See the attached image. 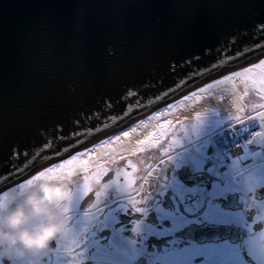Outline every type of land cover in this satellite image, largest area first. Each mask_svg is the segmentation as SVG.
Returning a JSON list of instances; mask_svg holds the SVG:
<instances>
[{
  "label": "water",
  "instance_id": "1",
  "mask_svg": "<svg viewBox=\"0 0 264 264\" xmlns=\"http://www.w3.org/2000/svg\"><path fill=\"white\" fill-rule=\"evenodd\" d=\"M262 20L260 0H0V173L9 144L35 149L15 162L25 176L60 157L53 151L255 58ZM77 119L86 135L41 147L42 130L75 134Z\"/></svg>",
  "mask_w": 264,
  "mask_h": 264
},
{
  "label": "flooded vegetation",
  "instance_id": "2",
  "mask_svg": "<svg viewBox=\"0 0 264 264\" xmlns=\"http://www.w3.org/2000/svg\"><path fill=\"white\" fill-rule=\"evenodd\" d=\"M200 124L182 123L153 148L71 177L73 231L54 242L46 264H264V175L232 176L202 143ZM174 138L170 162L154 168L133 203L124 173L139 185Z\"/></svg>",
  "mask_w": 264,
  "mask_h": 264
},
{
  "label": "bare ground",
  "instance_id": "3",
  "mask_svg": "<svg viewBox=\"0 0 264 264\" xmlns=\"http://www.w3.org/2000/svg\"><path fill=\"white\" fill-rule=\"evenodd\" d=\"M264 58V54L256 57L246 64L258 62L259 59ZM226 74L229 72L224 71ZM216 79H223L221 73L211 78L203 80L195 85H192L181 94L172 97L157 107H153L149 112L133 117L127 123L117 126L116 129L104 131L102 136L89 144L72 151L70 154L74 155L76 152H85L88 149H95L89 153L88 156L80 157L81 159H91V164H100L110 161L109 157L121 159L140 153L145 145L154 143L156 140L151 139L152 134L155 133L158 138H164L161 133L164 131L163 125L171 121V127L167 129V134L171 133L177 124L184 120L194 119L199 117L216 118L225 117L230 118L237 112L244 113L243 108L246 107L245 96L252 92H258L257 87L251 83L247 85L242 80L235 81H217ZM209 83H212L207 87ZM195 94V95H194ZM251 95V94H249ZM239 122H231V129L237 133L240 132ZM113 128V127H111ZM128 131L130 135L125 137L123 132ZM119 136V141L114 138ZM103 141H110V143H103ZM147 141L146 143H141ZM224 152L232 161L233 167L237 171L247 170L262 159L249 156L244 145L238 146L234 149H224ZM69 154L52 161L39 169L42 170L45 166H50L52 163L59 162L67 158ZM34 170L30 176L36 171ZM80 168L75 172L77 173ZM74 173V174H75ZM0 191V195H3ZM135 264H144L143 260L137 261Z\"/></svg>",
  "mask_w": 264,
  "mask_h": 264
},
{
  "label": "clouds",
  "instance_id": "4",
  "mask_svg": "<svg viewBox=\"0 0 264 264\" xmlns=\"http://www.w3.org/2000/svg\"><path fill=\"white\" fill-rule=\"evenodd\" d=\"M70 179L41 178L0 200V264H46L54 242L70 236Z\"/></svg>",
  "mask_w": 264,
  "mask_h": 264
},
{
  "label": "snow or ice",
  "instance_id": "5",
  "mask_svg": "<svg viewBox=\"0 0 264 264\" xmlns=\"http://www.w3.org/2000/svg\"><path fill=\"white\" fill-rule=\"evenodd\" d=\"M261 5H264V0H260ZM256 27L259 29L261 33H264V20L259 21L256 24ZM234 37L229 41L230 44H233ZM262 48H264V45H261ZM228 50V47L225 46L220 53V60L224 59L223 53H225ZM243 51V50H241ZM232 55H236V53H232ZM239 58L237 57V60ZM223 68L227 70V72L230 73L226 74L225 72H221V75L223 79H216L214 83L217 81H235V80H242L246 85L248 83H251L254 87H257V90L264 96V58H261L256 63L252 64H239L238 67L231 66V61H229V64L223 65ZM212 83H209L211 85ZM195 95V94H194ZM260 108L264 109V104L259 106ZM90 118L89 116H84L83 120L87 121ZM254 119H258L260 121H264V111H260L258 113V116L252 117ZM200 117H197V120H199ZM237 119L241 120V117H237ZM81 120L77 119L74 121V124L76 125L77 131L76 133H64L62 131V125H56L51 129H44L41 131V136H44V144L41 145L43 147L44 145H47L48 147H51L50 141H59L61 138H70L73 135H86L87 133L84 132L80 128ZM171 121H169L166 125H163L162 128L164 131L161 133V135L166 136L167 135V129L171 127ZM88 125H84V129H87ZM130 135V132L124 131L123 136L127 137ZM116 141H119L120 137L116 136L114 138ZM151 139L158 140L159 138L156 136L155 133L152 134ZM80 140H75L72 143H69L63 148H60L58 151H53L51 153L52 156H63L65 152L69 153L67 158H64L60 160L59 162L52 163L50 166H45L42 168V170H36L34 174H31L30 176H24L22 172L20 171V168L15 163L20 158H24L25 163L28 159H31L32 156L36 155L35 149L32 150L31 156L29 155V148L26 145L21 144H9L7 145L8 152H9V163L10 168L7 173H0V178L3 179V183L0 184V189H6L3 191V195H0V200H6L8 198V195L11 191H13L16 188L23 189L25 187H28L32 185L34 182L38 181L41 178H48V179H68L69 177H72L74 173L78 170V168L83 169L85 173L89 171L91 159H81L80 157L88 156L90 152L95 151V149H88L85 152H76V154L72 155L71 150L72 148L80 143ZM147 141H143L141 143H146ZM103 143L107 144L110 143V141H103ZM180 140L178 138H174L172 140L171 145L169 148L164 150V156L157 161L155 164H149L148 165V171L144 177L141 178V183L137 185L136 180L130 179L128 176V173H124V180H125V189L129 192L130 196L133 198V203L138 202L140 199L143 198L144 195L147 194V188L149 181L151 180L152 176H155L156 173L154 172V168L161 166L164 163L170 162V157L172 155V152L177 146L179 145ZM175 146V147H173ZM4 144L0 143V148H3ZM31 167V166H29ZM107 169H101L95 177V179L99 180V177L106 173ZM115 177L117 181H120L121 173L117 171L115 173ZM88 180V177L85 176V181ZM84 186L91 187L89 183H85Z\"/></svg>",
  "mask_w": 264,
  "mask_h": 264
},
{
  "label": "rangeland",
  "instance_id": "6",
  "mask_svg": "<svg viewBox=\"0 0 264 264\" xmlns=\"http://www.w3.org/2000/svg\"><path fill=\"white\" fill-rule=\"evenodd\" d=\"M249 94H251V95H247V96H245V99H246V102H247V100L248 99H250L249 100V109H248V112L247 113H250L252 110H251V106L252 105H254V104H256V103H261V102H264V96H262V94L259 92H254V93H249ZM254 100H255V102H254ZM200 118H206V117H200ZM201 119H199L198 121H200ZM203 120H205V119H203ZM219 120H221V121H223V122H227V119L226 118H224V119H219ZM186 122H190V121H184L183 123H186ZM201 122H204V121H201ZM146 146V145H145ZM144 148V147H143ZM115 158L114 157H112V156H110L109 157V160L110 161H112V160H114Z\"/></svg>",
  "mask_w": 264,
  "mask_h": 264
}]
</instances>
